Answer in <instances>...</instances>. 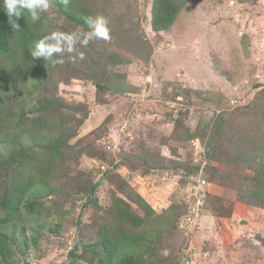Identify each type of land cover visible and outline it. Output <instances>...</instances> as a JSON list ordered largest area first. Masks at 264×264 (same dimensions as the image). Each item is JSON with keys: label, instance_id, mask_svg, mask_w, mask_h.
<instances>
[{"label": "rangeland", "instance_id": "rangeland-1", "mask_svg": "<svg viewBox=\"0 0 264 264\" xmlns=\"http://www.w3.org/2000/svg\"><path fill=\"white\" fill-rule=\"evenodd\" d=\"M240 1L187 2L176 28L170 35H160L157 43V35L150 32L148 25L152 0L94 3L93 18L105 16L108 27L115 33L110 42L91 41L96 50L116 52L127 42L122 41L126 39L119 37L117 30L123 22L131 20L138 24V33H143L151 42L153 52L147 62L132 59L129 65L115 67L113 72L126 75V82L131 86L129 93L104 96L102 103L97 100L93 85L85 80H62L56 84L57 98L75 108L81 104L88 111L71 146L81 140L82 146L91 145L99 153L98 159L82 155L74 165L69 154L75 149L68 145L63 147L62 162L63 158H72L71 172L76 177L77 173L92 172L93 183L102 181V187L94 196L97 206L81 211L80 227L85 229V226L88 228L105 220L115 222L107 216L108 191L116 189L119 177L133 194L142 197L157 213L168 209L172 203L181 202L192 216L187 236L176 226L164 232L160 241L163 250L159 253L155 249L156 261L173 256L176 264H264V249L257 240L258 237L264 239V210L239 200V192L253 187L251 179L255 165L225 164L227 158L238 152L234 139L246 131L243 134L249 142L263 120L256 105L252 110L233 108L247 106L255 98V102H264V0ZM44 23L54 27L64 25L68 33L78 31L69 24L59 23L52 15ZM76 45L77 52L84 53V59H79L77 52L63 54L70 60V66L79 64L77 68L83 69L86 49L78 38ZM184 112L187 113L186 126L200 125L205 130L201 140H182L184 131L180 125H175V120L183 121L181 114ZM222 113H225L221 117L224 133L212 153L214 158L204 161V146L211 137L214 118ZM76 115L78 118L66 120L69 126L74 127L81 120L79 113ZM238 117L245 120L239 122ZM145 150L158 152L164 158L172 156L170 160L185 164L199 162L202 172L192 178L181 176L171 167H164L162 171L151 168L148 174L125 167L112 168L122 155ZM73 173L65 175L62 183L68 182ZM108 173L117 178L110 180L108 177L107 180ZM202 180L204 183L200 186ZM117 196L125 199L118 192ZM127 201L137 215L144 216L135 203ZM81 203L84 201L64 203L67 224L59 237L41 239L38 257L30 259L31 262L66 264L67 251L77 243L76 227L71 222L78 216ZM25 218L17 217L14 222L22 224ZM61 242L63 246L58 247L57 243Z\"/></svg>", "mask_w": 264, "mask_h": 264}, {"label": "trees", "instance_id": "trees-1", "mask_svg": "<svg viewBox=\"0 0 264 264\" xmlns=\"http://www.w3.org/2000/svg\"><path fill=\"white\" fill-rule=\"evenodd\" d=\"M99 1L51 0V7L41 13L35 23L25 12L17 20L20 27L16 30L9 23L3 0H0V264H35L30 259L38 257L41 239L44 236H60L68 215V212L63 211V206L75 200L84 203L78 206L80 212L71 222L76 227L77 243L67 251L66 264H176L173 256L156 261L155 249L161 253L163 246L160 241L164 232L171 227L176 226L179 231H184V235H188L187 228L192 218L190 214V221H183V230L179 229L180 218L187 215L184 203H172L168 209L157 213L142 197L133 194L127 183L119 177L116 189L108 191L110 208L107 216L114 218L115 222L105 220L101 224L93 223L88 228L85 226V229L80 227L81 211L89 206L92 209L97 206L94 196L97 189L102 187V181L93 183L92 172L77 173L76 177L71 172L72 158L76 165L82 155L98 159L99 153L91 145L82 146L81 140L71 146L72 139L77 137V128L87 118L88 111L81 104L75 108L57 98L56 84L62 80H85L95 88L100 103L104 96L127 94L131 86L126 82V75L112 70L129 65L132 59L147 62L152 55L153 45L144 38L143 33H138V24L130 20L123 22L117 30L119 37L126 39L122 41L127 42L118 47L116 52L96 50L91 41L85 46L83 69L77 68L79 64L70 66V60L63 53L54 54V59L63 61L55 65L43 58L33 60L30 53L36 41L56 32L58 27L61 29L59 32L68 33L64 25L47 26L44 21L49 15L61 24H69L78 31L86 32L90 30L86 20L93 18L91 8ZM190 1L152 0L148 25L150 32L157 35L156 43L160 35H170L176 28L178 17ZM109 29L110 36L114 37L113 29ZM222 76L226 74L222 73ZM255 100L247 106L233 107L236 110H252L256 105L261 110L263 120L249 142L243 134L246 131L234 139L238 152L227 158L225 164L255 165L251 179L253 187L239 192V200L264 210V102ZM77 113L81 120L74 127L69 126L66 120L78 118ZM224 114L214 118L216 122L209 133L211 137L204 146V161L214 158L212 153L224 133L221 119ZM181 116L183 121L176 119L175 125H180L184 131L182 140H198L205 134L200 125L195 128L185 125L186 112ZM237 119L239 122L245 120ZM95 133L98 134V131ZM67 145L75 150L69 154L71 159L63 158V163V147ZM171 157L164 158L158 152L145 150L122 155L117 163L110 164L115 170L125 167L141 174H148L151 168H160L162 171L164 167L179 171L183 177L196 178L202 172L199 162L191 164L189 161L185 164L170 160ZM68 173H73L72 178L62 183ZM106 176L107 180L108 177L110 180L117 178L110 173ZM117 192L126 200L118 197ZM127 199L135 203L143 212V217L132 210ZM17 217L26 218L20 224L19 221L14 222ZM257 240L264 249V239L258 237ZM57 244L58 247L63 246L62 242ZM185 259L182 258L183 261Z\"/></svg>", "mask_w": 264, "mask_h": 264}, {"label": "clouds", "instance_id": "clouds-1", "mask_svg": "<svg viewBox=\"0 0 264 264\" xmlns=\"http://www.w3.org/2000/svg\"><path fill=\"white\" fill-rule=\"evenodd\" d=\"M65 2H67V0H65ZM3 7L9 17V23L13 28L18 30L20 25L17 23V20L21 18L25 12L28 13L32 22L35 23L40 19L41 13L48 11L51 7V0H3ZM13 17L15 18V22H13ZM86 23L90 29L86 32L76 31L73 33H64L56 31L43 36L35 42V46L30 53L31 57L33 60L43 58L45 61H49L55 65L57 63H63V61L54 59V54L77 52V38H79L80 44L83 46H87L88 43L93 40L111 41L110 29L108 27L109 21L105 16L97 15L95 18L89 17ZM77 56L79 59H84L83 52H77ZM164 172H167V170ZM104 173L105 171L101 173V175ZM188 216L190 217L189 214H185L180 218V230H183V221Z\"/></svg>", "mask_w": 264, "mask_h": 264}, {"label": "built area", "instance_id": "built-area-1", "mask_svg": "<svg viewBox=\"0 0 264 264\" xmlns=\"http://www.w3.org/2000/svg\"><path fill=\"white\" fill-rule=\"evenodd\" d=\"M108 148H109V147H108ZM203 183H204V181L202 180V181L200 182V186H201ZM190 217H191V216H190ZM184 221H186V222L190 221L189 216L186 217V218L184 219Z\"/></svg>", "mask_w": 264, "mask_h": 264}]
</instances>
